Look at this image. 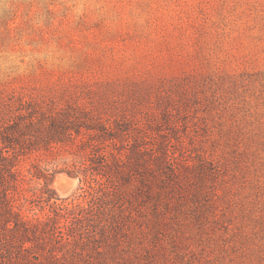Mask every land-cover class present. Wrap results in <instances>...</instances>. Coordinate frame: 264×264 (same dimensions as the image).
I'll list each match as a JSON object with an SVG mask.
<instances>
[{
  "label": "rangeland",
  "instance_id": "obj_1",
  "mask_svg": "<svg viewBox=\"0 0 264 264\" xmlns=\"http://www.w3.org/2000/svg\"><path fill=\"white\" fill-rule=\"evenodd\" d=\"M145 86L184 107L173 133L193 164L195 210L167 232L184 222L194 255L179 264H264V0H0V100L130 108L127 94ZM15 167L13 203L33 223L55 217L47 188L65 234L79 209L119 211L112 184L82 171L73 145L20 154ZM10 250L0 245V264H27Z\"/></svg>",
  "mask_w": 264,
  "mask_h": 264
},
{
  "label": "trees",
  "instance_id": "obj_2",
  "mask_svg": "<svg viewBox=\"0 0 264 264\" xmlns=\"http://www.w3.org/2000/svg\"><path fill=\"white\" fill-rule=\"evenodd\" d=\"M126 98L133 103L128 102L130 108L112 106L104 98L79 101L75 96L60 106L53 101L43 105L21 98L0 100V245L4 250L11 254L10 249L18 247V256L27 264L193 262V237L183 229L184 222L177 219V229L167 232L176 213L195 210L185 201L193 164L183 155V135L173 133L179 129L172 121L173 112L184 107L166 103L158 86L142 87ZM53 145H73L82 171L109 180L118 212L104 218L94 205L86 215L79 209L65 234L56 217L61 210L59 198L47 188L43 198L55 207V217L44 223L23 217L12 196L18 185L17 158ZM37 174L47 184L48 176ZM198 192L199 188L191 193L195 202Z\"/></svg>",
  "mask_w": 264,
  "mask_h": 264
}]
</instances>
